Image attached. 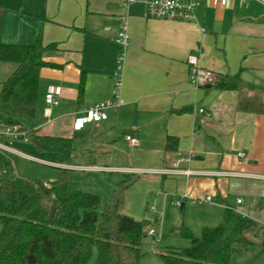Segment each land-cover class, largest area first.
I'll return each instance as SVG.
<instances>
[{
	"label": "crops",
	"instance_id": "1",
	"mask_svg": "<svg viewBox=\"0 0 264 264\" xmlns=\"http://www.w3.org/2000/svg\"><path fill=\"white\" fill-rule=\"evenodd\" d=\"M125 1L5 0L4 43L32 45L41 33L55 45L43 54L54 66L40 72L37 128L72 139L75 164L59 167L160 175L167 196L202 200L217 220L239 197L246 218L264 226V5L201 0L195 20L185 22L151 18L141 3ZM123 17L125 49L116 42ZM190 54L216 76L239 74L242 84H196ZM121 56L124 103L95 123L80 109L113 97ZM16 67L0 62L12 73ZM47 93L55 100L48 117ZM128 135L138 144L130 145ZM169 137L177 140L174 150L166 147ZM180 157L189 159L180 168L190 175L163 173Z\"/></svg>",
	"mask_w": 264,
	"mask_h": 264
},
{
	"label": "trees",
	"instance_id": "2",
	"mask_svg": "<svg viewBox=\"0 0 264 264\" xmlns=\"http://www.w3.org/2000/svg\"><path fill=\"white\" fill-rule=\"evenodd\" d=\"M5 9V0H0V62L17 67L0 86V124L18 125L39 152H56L61 163L75 164L71 138L41 134L37 128L40 72L54 66L43 54L55 45L45 44L41 33L32 45L4 43ZM241 84L239 74H225L209 86L230 90ZM176 143L169 137L167 149H176ZM8 153L0 152V264H87L94 251L93 264H143L148 223L124 219L122 214L126 192L137 179L134 173L125 174L99 215L101 198L71 181L69 168L60 167L58 178L50 182L22 178L15 175ZM261 228L227 202L221 224L204 227L199 238L182 228L180 234L190 238L192 245L167 247L158 256L162 264H232L234 258L256 251Z\"/></svg>",
	"mask_w": 264,
	"mask_h": 264
},
{
	"label": "rangeland",
	"instance_id": "3",
	"mask_svg": "<svg viewBox=\"0 0 264 264\" xmlns=\"http://www.w3.org/2000/svg\"><path fill=\"white\" fill-rule=\"evenodd\" d=\"M10 69L0 68V86L12 74ZM0 131H4V126L0 125ZM26 134L27 140L23 138L14 140L12 147L31 158L18 153H8L15 175L22 178L39 179L44 182L56 180L60 172L59 166L63 164L61 156L56 152H39L30 140L28 132ZM1 141L2 139H0ZM100 157L108 159L109 155L102 154ZM135 176L137 179L126 192L122 214L124 217L148 223L142 245L143 264H162L158 253L167 247H190L192 240L180 234L182 228L189 230L199 238L204 227H216L223 222V218L217 220L219 218L213 216L212 208L207 206L208 203L198 201L192 203L190 199L167 196L164 193L160 175L143 171L136 172ZM124 177L126 178L122 173L105 169H71L69 171L70 180L75 182L81 190L96 194L101 198L99 215L107 208L113 190ZM179 200L180 204H177ZM182 203H185L183 208L181 207ZM150 229H153L157 234V243H154L153 237L148 234ZM259 233V237L255 239L259 243L256 247L257 252L254 255L236 257L232 264H264V243L262 241L264 226ZM95 256L96 251L87 264H93Z\"/></svg>",
	"mask_w": 264,
	"mask_h": 264
},
{
	"label": "built area",
	"instance_id": "4",
	"mask_svg": "<svg viewBox=\"0 0 264 264\" xmlns=\"http://www.w3.org/2000/svg\"><path fill=\"white\" fill-rule=\"evenodd\" d=\"M201 0H126L124 5L128 7L132 3H141L147 11V14L151 18L168 19L174 21H193L196 18V9L199 6ZM243 2H248L251 0H242ZM258 3L264 5V0H254ZM122 29L118 33L116 42L122 46L124 49L129 45V34H128V21L127 18L123 17ZM124 58L121 56L118 59V70L115 72V91L113 97L105 101L90 104L88 106L82 107L80 112L89 116L91 120L95 123H100L109 119L108 110L111 108H116L121 106L124 101L120 95V88L122 84L121 70L123 67ZM188 62L191 66V79L198 85H208L217 79L216 74L209 69L202 67L198 61V57L195 54H190L188 57ZM54 96L52 93H47L44 96V103L46 108L44 110V115L49 116L50 107L54 104ZM201 113L204 112L203 109L199 110ZM4 131H0V152H13L23 155L25 157L31 158L29 155L18 152L12 148V142L14 140L23 138L27 140L26 132L22 131L18 125H3ZM126 140L130 145L135 146L138 144L136 138L132 136H126ZM240 156H244V153H239ZM189 159L184 157L178 158L174 163L173 167L165 169L163 173L175 174V175H190L192 171L189 168H180L181 163L188 162ZM162 172V171H161ZM211 198L208 197L206 201H210ZM202 201V200H194ZM180 204V200L177 201ZM235 211L241 217H246V206L242 198H236ZM148 234L153 237V242H158V236L153 229L148 231Z\"/></svg>",
	"mask_w": 264,
	"mask_h": 264
},
{
	"label": "water",
	"instance_id": "5",
	"mask_svg": "<svg viewBox=\"0 0 264 264\" xmlns=\"http://www.w3.org/2000/svg\"><path fill=\"white\" fill-rule=\"evenodd\" d=\"M124 219H128L127 217H124Z\"/></svg>",
	"mask_w": 264,
	"mask_h": 264
}]
</instances>
